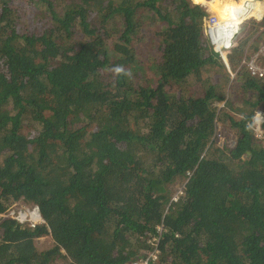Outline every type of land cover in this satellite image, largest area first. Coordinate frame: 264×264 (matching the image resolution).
I'll list each match as a JSON object with an SVG mask.
<instances>
[{
	"label": "trees",
	"instance_id": "1",
	"mask_svg": "<svg viewBox=\"0 0 264 264\" xmlns=\"http://www.w3.org/2000/svg\"><path fill=\"white\" fill-rule=\"evenodd\" d=\"M192 1L0 0V264H264V0L229 67Z\"/></svg>",
	"mask_w": 264,
	"mask_h": 264
},
{
	"label": "built area",
	"instance_id": "2",
	"mask_svg": "<svg viewBox=\"0 0 264 264\" xmlns=\"http://www.w3.org/2000/svg\"><path fill=\"white\" fill-rule=\"evenodd\" d=\"M250 8L252 11L254 8V4L250 3ZM237 14L238 12L236 11L231 16L234 17V16H237ZM249 15L250 14H245L240 19L242 21L238 24L237 28L234 30L231 36H228L227 32H231L233 28V27L228 26V23L232 17H230V19L224 22H220L217 15L216 16L212 15V17H210L207 20L206 30H207L208 37L211 41V44L214 50L222 57V59L224 60L227 66H228V62H227L226 56L233 50L234 41L238 33L240 32V30L243 28V26L247 22H249L252 18H256L255 16L250 17ZM259 53H264V44L261 50L259 51ZM259 53L253 56L250 59V61L246 63V65H247L248 71L253 77H258L262 79L264 78V69L259 67L256 63V57L259 55ZM232 77H234V74H232ZM263 126H264V111L258 109L255 115L254 121H253V125L251 126L253 127V131L255 133L256 139H259V140L264 139ZM178 198L179 197L177 196L173 200L177 201ZM14 207L9 211V215H8L9 217L17 219L22 224H29L30 227L32 228H36L38 225L42 223V220L38 216L37 208L34 209V208L26 207V206H20L17 209H15ZM163 232H164L163 227L160 226L159 227L160 235ZM158 243H159V240L157 238L153 239L151 244L154 245L155 250H153L147 258L142 259L139 262H136L134 264H149L151 259L156 260L159 255V251L157 250Z\"/></svg>",
	"mask_w": 264,
	"mask_h": 264
},
{
	"label": "rangeland",
	"instance_id": "3",
	"mask_svg": "<svg viewBox=\"0 0 264 264\" xmlns=\"http://www.w3.org/2000/svg\"><path fill=\"white\" fill-rule=\"evenodd\" d=\"M251 2H257V3L254 4V8H253V9H255L254 13H256V15H249V16L250 17L255 16L256 18H258L260 16V13L258 11L260 10V6H262L261 2L258 1V0H244V1L239 2L237 5H235V6H238V7L246 6L243 9H232V8H230L232 5H227L226 7H222V8H220L218 10V13H216V15L219 18L220 22H224V20L230 19V17H232L231 15L234 12H236V11L238 12L237 16L232 17L231 20H239V21L238 22H234V23H228L229 27H233L231 32H227L228 36L232 35L234 30L237 28L238 24L242 21L240 19L245 14H250V11H251L250 3ZM192 3H194V2L192 1ZM251 4H253V3H251ZM263 8H264V6H263ZM261 14L263 15L262 18L264 19V9H263V12ZM251 21L252 20H250V22ZM256 63H257V65L259 67L264 69V53H259V55L256 57ZM216 105H222V107L224 106L221 103L220 104H216ZM235 142H236V137H235V133L233 131L227 129L226 127H219L218 133L216 134V146H219V147H222V148L226 147L228 149H232L235 146ZM173 189H174V192L172 191V196L175 197V198L179 194H181V192L183 191L182 190L183 187L181 185L173 186ZM22 205L20 204V205H18V207H20ZM50 242H51V240L49 238H44V239L37 240V244L39 246L45 245L46 247H48Z\"/></svg>",
	"mask_w": 264,
	"mask_h": 264
},
{
	"label": "clouds",
	"instance_id": "4",
	"mask_svg": "<svg viewBox=\"0 0 264 264\" xmlns=\"http://www.w3.org/2000/svg\"><path fill=\"white\" fill-rule=\"evenodd\" d=\"M208 1H210V0H208ZM195 3V2H194ZM193 3V4H194ZM195 5H200V6H202L203 8H205L206 10H208V11H210L209 9H208V7L206 6V5H204L203 3H198V4H196L195 3ZM211 12V17H212V15H215L216 16V13L215 12H213V11H210ZM255 19H257V18H252L251 20H255ZM262 19V18H261ZM250 22V21H249ZM249 22H247L244 26H243V28L240 30V32L238 33V35H237V37L239 36V34L247 27V25L249 24ZM237 37L235 38V41H234V46L236 45V43H237ZM211 42V41H210ZM263 46V45H262ZM262 48V47H261ZM261 48H260V50H261ZM233 50H234V47H233ZM233 50L226 56V58L233 52ZM259 50V51H260ZM113 71L117 74V75H124V76H127V77H131V72L130 71H125L124 70V68H123V66H114V68H113ZM222 108V107H221ZM180 195H182V194H179L178 195V197L180 196ZM175 197H173V199H174ZM179 199V198H178ZM174 201V200H173ZM178 201V200H177ZM177 201H174V202H177ZM22 205V206H26V207H29V208H37V210H38V216H39V218L42 220V223L40 224V225H42L43 223H44V220H43V218H42V216H41V214H40V210H39V208L37 207V206H35V205H28V204H26V203H23V202H20V203H18V204H16V205H14L15 207V209H17L18 208V205ZM14 219V218H13ZM15 220H17V219H15ZM18 221V220H17ZM19 222V221H18ZM22 224V223H21ZM29 225V224H28ZM30 226V225H29ZM39 226V225H38ZM137 262V261H136ZM136 262H132V263H129V264H134V263H136Z\"/></svg>",
	"mask_w": 264,
	"mask_h": 264
},
{
	"label": "bare ground",
	"instance_id": "5",
	"mask_svg": "<svg viewBox=\"0 0 264 264\" xmlns=\"http://www.w3.org/2000/svg\"><path fill=\"white\" fill-rule=\"evenodd\" d=\"M200 3H203L204 5H206L207 7L211 6V4L207 1V0H199ZM255 9H253L250 12H254ZM38 220V219H37ZM37 222V221H36Z\"/></svg>",
	"mask_w": 264,
	"mask_h": 264
},
{
	"label": "crops",
	"instance_id": "6",
	"mask_svg": "<svg viewBox=\"0 0 264 264\" xmlns=\"http://www.w3.org/2000/svg\"><path fill=\"white\" fill-rule=\"evenodd\" d=\"M196 3V2H195ZM196 4H198V3H196ZM218 108H221L222 107V105H216Z\"/></svg>",
	"mask_w": 264,
	"mask_h": 264
}]
</instances>
